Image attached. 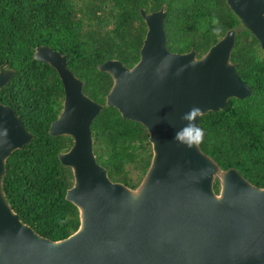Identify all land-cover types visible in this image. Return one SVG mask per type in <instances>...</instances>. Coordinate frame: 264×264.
Listing matches in <instances>:
<instances>
[{
  "label": "water",
  "instance_id": "water-1",
  "mask_svg": "<svg viewBox=\"0 0 264 264\" xmlns=\"http://www.w3.org/2000/svg\"><path fill=\"white\" fill-rule=\"evenodd\" d=\"M225 1L264 52V0ZM140 14L146 33L139 60L126 67L107 59L97 67L112 78L104 105L148 131L152 157L144 176L134 188L109 178L96 161L91 129L104 105L84 93V81L67 67L66 54L36 46L33 58L52 66L63 85L62 109L48 132L73 140L58 158L72 171L65 198L78 209L79 225L67 237L50 240L5 199L6 160L33 134L0 102V264H264V187L235 168L222 170L200 146L178 144L171 126L179 127L180 116L194 106L203 115L252 93L230 59L236 30H227L198 57L193 48L167 49L163 6L140 8ZM14 72L1 66L0 89Z\"/></svg>",
  "mask_w": 264,
  "mask_h": 264
},
{
  "label": "trees",
  "instance_id": "trees-1",
  "mask_svg": "<svg viewBox=\"0 0 264 264\" xmlns=\"http://www.w3.org/2000/svg\"><path fill=\"white\" fill-rule=\"evenodd\" d=\"M162 6L166 46L172 52L193 48L199 57L227 30H236L230 59L252 93L203 114L200 126L206 133L199 146L222 170L235 168L253 185L264 187V52L225 0H0V68L15 71L0 89V102L33 134L7 158L1 189L20 219L38 234L50 240L67 237L77 229L79 215L65 198L72 171L58 158L73 140L48 132L62 109L63 85L52 66L33 58L35 47L47 45L66 54L67 67L84 81V93L104 105L112 78L98 64L117 59L132 67L146 33L140 8L151 12ZM214 18L219 25L212 23ZM91 129L96 161L109 178L136 187L152 157L144 125L104 105ZM219 186L215 180L216 192Z\"/></svg>",
  "mask_w": 264,
  "mask_h": 264
},
{
  "label": "clouds",
  "instance_id": "clouds-1",
  "mask_svg": "<svg viewBox=\"0 0 264 264\" xmlns=\"http://www.w3.org/2000/svg\"><path fill=\"white\" fill-rule=\"evenodd\" d=\"M212 23L219 25V19L214 18ZM214 31H219L217 27ZM179 72V70H178ZM202 116V110L199 107H192L180 116L182 122L179 127L175 123L171 126L176 128L173 139L188 149L198 147L204 140V129L196 123L197 119Z\"/></svg>",
  "mask_w": 264,
  "mask_h": 264
}]
</instances>
